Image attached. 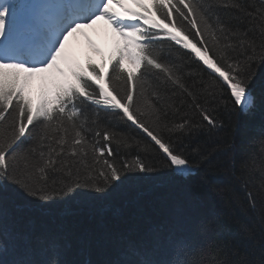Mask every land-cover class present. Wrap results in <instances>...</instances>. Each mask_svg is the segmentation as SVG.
I'll return each mask as SVG.
<instances>
[{"label": "snow or ice", "instance_id": "obj_1", "mask_svg": "<svg viewBox=\"0 0 264 264\" xmlns=\"http://www.w3.org/2000/svg\"><path fill=\"white\" fill-rule=\"evenodd\" d=\"M0 264H264V0H0Z\"/></svg>", "mask_w": 264, "mask_h": 264}, {"label": "trees", "instance_id": "obj_2", "mask_svg": "<svg viewBox=\"0 0 264 264\" xmlns=\"http://www.w3.org/2000/svg\"><path fill=\"white\" fill-rule=\"evenodd\" d=\"M97 46L101 49L102 54L91 52L84 45H80V47H78L77 49H76V45H74L71 47V49L73 50V52H76V55H77L76 59H78L80 63H85L90 57L95 63L99 64V63H102L104 59H106L111 49V46H112V40L103 35H100V37L97 39ZM212 174L218 180H221V181L223 180V169L222 168L212 169ZM169 191L170 189L168 187H162L155 191L147 192L145 193L144 200L156 202L160 198L167 196Z\"/></svg>", "mask_w": 264, "mask_h": 264}, {"label": "rangeland", "instance_id": "obj_3", "mask_svg": "<svg viewBox=\"0 0 264 264\" xmlns=\"http://www.w3.org/2000/svg\"><path fill=\"white\" fill-rule=\"evenodd\" d=\"M84 35L85 34H89L90 38L88 36H84L83 33L80 34H76L73 37L70 38L69 40V45L70 46H74L76 45V49L78 47H80V45H84L87 48H90V46L88 45V39H96L99 37V35L103 34L105 37L107 38H112V33L111 30L108 28V26L106 24H104L103 21L98 22L96 25H94L92 28L90 29H85L83 30ZM91 49V48H90ZM70 55L73 56L72 51H70L68 49ZM126 66H130L127 65ZM38 80L33 84V96L36 95V93L38 92Z\"/></svg>", "mask_w": 264, "mask_h": 264}]
</instances>
